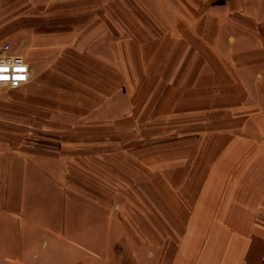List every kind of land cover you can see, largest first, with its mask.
<instances>
[{"label":"crops","instance_id":"0c3cea01","mask_svg":"<svg viewBox=\"0 0 264 264\" xmlns=\"http://www.w3.org/2000/svg\"><path fill=\"white\" fill-rule=\"evenodd\" d=\"M95 6L102 11L84 26L45 34L47 46L35 44L25 59L40 63V47L51 51L62 39L65 57H79V70L92 81L70 103L81 107V120L107 125L113 136L126 120L123 111L129 121H176L185 142L176 145L173 161L180 174L170 182L147 178V200L160 206L144 214L150 232L156 223L162 248L170 243L175 252L166 260L164 250L157 256L150 247L147 264H264V0H100ZM125 73L142 75L146 109L137 110L129 92L120 100L121 89L134 82L121 78ZM161 153L160 166L168 169ZM28 174L0 164V264H89L86 222L77 232L69 224L82 216L57 210L56 201L49 210L33 205ZM182 177L188 188L178 187Z\"/></svg>","mask_w":264,"mask_h":264},{"label":"rangeland","instance_id":"374dc122","mask_svg":"<svg viewBox=\"0 0 264 264\" xmlns=\"http://www.w3.org/2000/svg\"><path fill=\"white\" fill-rule=\"evenodd\" d=\"M99 1H0L3 6L0 5V55L27 59L34 55L35 44L47 46L45 34L84 26L102 11L95 6ZM52 43L55 46L51 51L40 47L42 51L37 54L42 59L40 63L27 61L33 69L27 86L16 89L0 86V139L8 140L7 146L1 142L0 164L20 166L33 176L31 185L37 199L33 205L49 210L56 201L57 210L82 216L72 218L69 224L77 227V232L79 225L86 222L89 264H133L132 260L134 264H147L150 250L157 256L164 250L156 223L153 222L150 232L144 216L147 209L160 206L159 200H147V178L167 176L170 182L176 170L180 174L181 169H176L173 162L179 152L176 145L181 140L176 134V121H129L131 116L123 111L120 116L126 120L121 121L118 136H113L107 125L101 128L99 123L96 126L81 120L76 112L81 107L70 103L71 96L82 98L79 93L85 92L92 81L79 70V57L72 60L69 54L65 57L62 39ZM128 76L134 82L132 88L121 89L120 100L127 101L124 96L129 92L135 96L136 109H146L143 100L147 99V88L141 89L139 85L142 75L121 74V78ZM149 147L154 150L152 153H147ZM161 151L168 156V169L160 166ZM185 170L192 172L190 166ZM184 181L182 177L178 187ZM128 224L131 226H122ZM147 233L151 235L150 241ZM68 234L74 235L70 231ZM173 252L175 249L169 243L164 250L165 259H170Z\"/></svg>","mask_w":264,"mask_h":264},{"label":"built area","instance_id":"2783aa9c","mask_svg":"<svg viewBox=\"0 0 264 264\" xmlns=\"http://www.w3.org/2000/svg\"><path fill=\"white\" fill-rule=\"evenodd\" d=\"M0 68H7L9 71L0 72V86L8 88H20L31 81L32 69L27 61L19 55H0ZM22 69L23 71H17Z\"/></svg>","mask_w":264,"mask_h":264},{"label":"snow or ice","instance_id":"6c2138e0","mask_svg":"<svg viewBox=\"0 0 264 264\" xmlns=\"http://www.w3.org/2000/svg\"><path fill=\"white\" fill-rule=\"evenodd\" d=\"M7 71H9V69H7V68H0V72H7ZM17 71H23L22 69H17ZM0 78H2V77H0Z\"/></svg>","mask_w":264,"mask_h":264}]
</instances>
